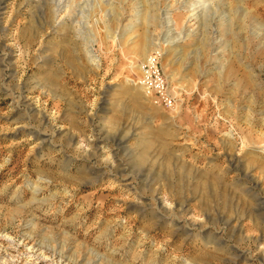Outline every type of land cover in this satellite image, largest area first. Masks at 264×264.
<instances>
[{
	"label": "rangeland",
	"instance_id": "1",
	"mask_svg": "<svg viewBox=\"0 0 264 264\" xmlns=\"http://www.w3.org/2000/svg\"><path fill=\"white\" fill-rule=\"evenodd\" d=\"M0 264H264V0H0Z\"/></svg>",
	"mask_w": 264,
	"mask_h": 264
},
{
	"label": "bare ground",
	"instance_id": "2",
	"mask_svg": "<svg viewBox=\"0 0 264 264\" xmlns=\"http://www.w3.org/2000/svg\"><path fill=\"white\" fill-rule=\"evenodd\" d=\"M89 51V50H88ZM89 53V52H88Z\"/></svg>",
	"mask_w": 264,
	"mask_h": 264
},
{
	"label": "built area",
	"instance_id": "3",
	"mask_svg": "<svg viewBox=\"0 0 264 264\" xmlns=\"http://www.w3.org/2000/svg\"><path fill=\"white\" fill-rule=\"evenodd\" d=\"M159 82V81H158Z\"/></svg>",
	"mask_w": 264,
	"mask_h": 264
}]
</instances>
